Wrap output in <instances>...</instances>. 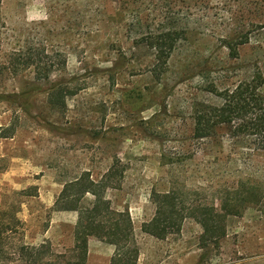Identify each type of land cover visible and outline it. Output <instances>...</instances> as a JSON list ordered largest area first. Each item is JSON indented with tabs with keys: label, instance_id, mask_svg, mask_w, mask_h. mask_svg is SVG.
Wrapping results in <instances>:
<instances>
[{
	"label": "rangeland",
	"instance_id": "1",
	"mask_svg": "<svg viewBox=\"0 0 264 264\" xmlns=\"http://www.w3.org/2000/svg\"><path fill=\"white\" fill-rule=\"evenodd\" d=\"M263 25L264 0H1L0 209L18 221L3 264H32L21 243L73 247V213L52 206L81 176L104 180L111 206L128 210L139 264H264V150L223 128L191 136L200 104L264 78ZM53 87L75 91L59 101ZM167 191L201 217L164 237L141 231L152 194Z\"/></svg>",
	"mask_w": 264,
	"mask_h": 264
},
{
	"label": "trees",
	"instance_id": "2",
	"mask_svg": "<svg viewBox=\"0 0 264 264\" xmlns=\"http://www.w3.org/2000/svg\"><path fill=\"white\" fill-rule=\"evenodd\" d=\"M1 4V0H0ZM264 27V25H263ZM229 46V44H227ZM171 46H168L164 57L169 55ZM160 50V47H158ZM264 78L259 71H255L248 80H240L232 88L219 91L222 98L220 104L212 105L202 103L197 107L193 117L192 138L197 140L209 138L216 134L218 128H223L225 134L231 138H242L253 150H264V92L260 86ZM75 90L65 87L51 88L48 95L59 101H63L66 93ZM17 94H5V99L15 97ZM18 103V102H16ZM14 131L10 130V133ZM104 180H91L81 176L63 182V186L57 195L53 210H77V221L74 225L76 241L71 249L53 251L45 242L38 245L19 244L21 250L20 259L32 264H86L87 239L90 235L106 238L115 244V253L111 258L112 264H136L137 248L132 239V221L127 209L117 210L111 206L110 200L103 193ZM91 194L89 206L78 205L85 194ZM255 192L253 191L252 194ZM152 196L157 200L153 216L141 224V231L159 237H164L171 231H177L183 218L186 216L199 219L201 210L191 208L183 213L177 206L176 193L173 191L155 192ZM245 197L228 205L226 212L221 215L218 234L225 233L224 218L227 213L238 214ZM238 201V202H237ZM6 210L0 209V262L3 264L7 257L4 241L6 235L15 232V217L12 222H4L3 216ZM131 246V247H129Z\"/></svg>",
	"mask_w": 264,
	"mask_h": 264
},
{
	"label": "crops",
	"instance_id": "3",
	"mask_svg": "<svg viewBox=\"0 0 264 264\" xmlns=\"http://www.w3.org/2000/svg\"><path fill=\"white\" fill-rule=\"evenodd\" d=\"M71 212L73 213L71 214L72 220H69V221L73 225H75L77 221V214H78L77 210L75 209L54 210V215H56V217H59L60 219H64L67 216V213H71ZM87 241H88L87 242V256H88L87 261L88 262H89L90 254H96L98 257L102 258V261H104V264H112L111 258L114 255L115 249H116L115 244L113 242L107 240L106 238H102V237H99L98 239L88 238ZM136 264H139L138 260H136Z\"/></svg>",
	"mask_w": 264,
	"mask_h": 264
}]
</instances>
